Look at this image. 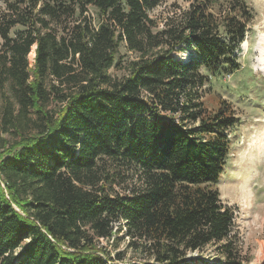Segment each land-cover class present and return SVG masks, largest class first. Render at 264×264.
<instances>
[{
  "label": "trees",
  "instance_id": "trees-1",
  "mask_svg": "<svg viewBox=\"0 0 264 264\" xmlns=\"http://www.w3.org/2000/svg\"><path fill=\"white\" fill-rule=\"evenodd\" d=\"M3 2L0 264H184L209 246L248 264L217 188L239 118L205 107L201 73L239 70L245 0L161 27V0Z\"/></svg>",
  "mask_w": 264,
  "mask_h": 264
},
{
  "label": "rangeland",
  "instance_id": "rangeland-1",
  "mask_svg": "<svg viewBox=\"0 0 264 264\" xmlns=\"http://www.w3.org/2000/svg\"><path fill=\"white\" fill-rule=\"evenodd\" d=\"M195 1L198 0H161L150 16L161 27L167 18L188 9ZM228 1L213 0L212 12L218 14ZM245 2L253 19L248 25L245 41L236 51L239 70L215 75L201 69V73L207 78L205 107L213 111L224 101L233 107L239 118V123L229 133L230 152L217 188L224 206L234 211L235 232L239 236L242 256L249 259L248 264H264V0ZM3 9L4 2L0 0V11ZM191 55L182 49L175 57L187 62ZM121 56L125 59L133 57L124 49ZM34 57L32 52L29 56L31 64ZM111 73L121 75L115 68ZM124 250L125 242L117 251L112 249V253L115 255ZM135 256L128 252L126 260L144 264ZM184 264L228 263L214 247L209 246L201 252L189 254Z\"/></svg>",
  "mask_w": 264,
  "mask_h": 264
}]
</instances>
